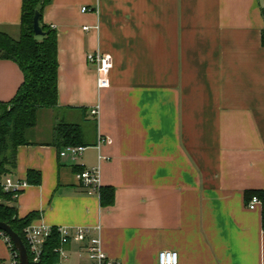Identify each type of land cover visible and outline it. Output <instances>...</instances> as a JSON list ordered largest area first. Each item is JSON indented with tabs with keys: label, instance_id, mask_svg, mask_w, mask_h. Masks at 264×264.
<instances>
[{
	"label": "crops",
	"instance_id": "1",
	"mask_svg": "<svg viewBox=\"0 0 264 264\" xmlns=\"http://www.w3.org/2000/svg\"><path fill=\"white\" fill-rule=\"evenodd\" d=\"M22 1L0 0L13 39ZM41 22L56 35L57 104L35 127L49 113L50 137L17 149L11 177L39 176L12 203L18 218L88 229L112 264H158L161 251L178 264H264L261 205L245 200L264 190V0H49ZM97 52L112 58L104 89L87 59ZM22 82L0 61V103ZM55 119L79 126L76 160L60 157ZM98 136L110 140L99 151ZM94 168L91 192L77 175ZM105 187L114 197L102 206ZM12 260L0 238V264ZM57 264L91 262L69 244Z\"/></svg>",
	"mask_w": 264,
	"mask_h": 264
},
{
	"label": "trees",
	"instance_id": "2",
	"mask_svg": "<svg viewBox=\"0 0 264 264\" xmlns=\"http://www.w3.org/2000/svg\"><path fill=\"white\" fill-rule=\"evenodd\" d=\"M49 0H23L20 35L17 39L0 32V61L8 60L15 63L23 75V82L14 97L0 103V222L9 225L21 238L25 245L29 264H57L60 248L59 237L55 230L43 247L40 259L33 261L24 241V230L30 225L36 214H29L19 219L16 208L12 204L13 192L2 188L5 177L12 176L16 169L17 149L30 145V132L36 127L38 113L41 110L54 108L57 104V41L54 31L41 22V11ZM39 9V23L45 38L34 39L33 17ZM264 46V29L261 33ZM55 144L64 146H83L82 132L78 125L58 123L55 128ZM26 183H39L37 173L29 172ZM100 203L107 206L113 203L114 192L110 187L100 189ZM256 196L261 205V222L264 229V190L245 192L246 203ZM14 253V247H9Z\"/></svg>",
	"mask_w": 264,
	"mask_h": 264
},
{
	"label": "built area",
	"instance_id": "3",
	"mask_svg": "<svg viewBox=\"0 0 264 264\" xmlns=\"http://www.w3.org/2000/svg\"><path fill=\"white\" fill-rule=\"evenodd\" d=\"M82 11H86V8H82ZM87 28H84L86 30ZM88 62L93 66L97 73V87L98 89H104L109 86V73L112 68V58L109 54L93 53L89 54ZM94 116L97 115V109L92 111ZM103 144H110V140L107 138L97 137L95 148L99 151ZM83 146H67L60 151V157H68L72 160H76L84 152ZM99 160L101 157H98ZM77 178L81 185L91 192L99 190V170L96 168L90 170H83L78 173ZM26 181H17L12 177L7 176L4 178L2 188L6 192H13L14 197L27 187ZM260 204V200L253 196L247 202V208L253 210ZM53 230L56 231L60 248L58 253H63V247L69 244H75L80 250L86 253L91 264H112L103 253L101 249L100 239L96 236H91L88 229L75 228L70 230L64 227L51 228L45 225L28 226L24 230V241L27 245L28 251L33 258L34 262H37L42 254L44 244L53 234ZM0 238L3 239L9 247H12L10 239L0 231ZM12 264H18L16 252L12 253ZM158 264H178V254L175 251H161L157 257Z\"/></svg>",
	"mask_w": 264,
	"mask_h": 264
},
{
	"label": "water",
	"instance_id": "4",
	"mask_svg": "<svg viewBox=\"0 0 264 264\" xmlns=\"http://www.w3.org/2000/svg\"><path fill=\"white\" fill-rule=\"evenodd\" d=\"M38 10L39 9L35 10V15L33 17V33L34 39L37 41H41L45 38V33L41 30L40 27V14ZM0 231L3 232L10 239L17 254L18 264H29L25 245L23 244L18 234L14 232L9 225L2 222H0Z\"/></svg>",
	"mask_w": 264,
	"mask_h": 264
},
{
	"label": "rangeland",
	"instance_id": "5",
	"mask_svg": "<svg viewBox=\"0 0 264 264\" xmlns=\"http://www.w3.org/2000/svg\"><path fill=\"white\" fill-rule=\"evenodd\" d=\"M45 110V109H44ZM58 115V113H57ZM51 115L49 113H46L43 117L42 120L39 119V125L37 128H34L28 138L30 141H34L37 138H41L42 140L45 138H49L51 131H52V126H53V119H51ZM41 118V117H40ZM58 124V119L54 121V127L55 125ZM34 131V132H33ZM38 131V133H37Z\"/></svg>",
	"mask_w": 264,
	"mask_h": 264
}]
</instances>
